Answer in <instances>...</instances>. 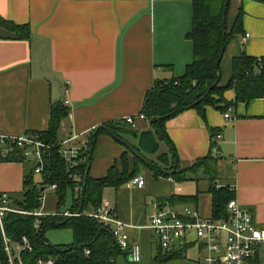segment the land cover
Instances as JSON below:
<instances>
[{"label": "crops", "instance_id": "1", "mask_svg": "<svg viewBox=\"0 0 264 264\" xmlns=\"http://www.w3.org/2000/svg\"><path fill=\"white\" fill-rule=\"evenodd\" d=\"M192 2L0 0L1 18L30 29L29 40L10 39L7 32H0V135L46 130L50 105L65 100L69 115L61 122L59 140L73 146H80L104 124L140 114L144 96L155 82L182 76L192 62V43L186 38L191 29ZM240 9L241 32L228 41L221 58V85L228 83L231 61L240 53L264 57V4L231 1L229 26ZM244 35L249 37L243 44ZM224 98L233 102V91L227 90ZM229 109L231 120L223 117L227 111L205 107L204 121L189 109L165 123L177 158L171 174L176 167H192L211 151L216 160V188L232 190L233 199L264 228V100L238 103ZM137 128L147 129L146 122H137ZM217 134L221 140L212 143ZM123 139V143L116 141L105 131L97 134L91 178L103 177L128 145H136L131 136ZM166 151L161 146L159 153ZM1 158L0 193L19 197L33 162H3ZM146 158L156 162V156ZM140 176L145 182L142 188L130 183L116 190L106 188L102 201L108 202L120 221L134 227L129 235L141 248L142 262L144 257L151 261L157 249L152 234L143 228L154 200L197 194L195 201L175 207L188 205L208 216L211 197L203 169L192 176L193 180L180 184L168 176L154 178L146 167ZM34 182L39 187L40 180ZM52 193L48 187L42 189L40 210L45 214L56 211L43 208ZM128 263L129 259H117V264Z\"/></svg>", "mask_w": 264, "mask_h": 264}, {"label": "trees", "instance_id": "2", "mask_svg": "<svg viewBox=\"0 0 264 264\" xmlns=\"http://www.w3.org/2000/svg\"><path fill=\"white\" fill-rule=\"evenodd\" d=\"M228 0H193L191 29L186 38L192 43V62L188 64L182 76L165 81H157L144 96L141 114L144 115L147 129H132L124 120L107 123L90 133L87 150L76 160V165L67 170V162L59 153V129L61 122L69 115V110L62 102L49 107L47 128L36 132L40 140L48 146L42 149V171L39 187L33 176L35 165L23 182V191L19 197H10L11 207L18 211L33 213L41 207L42 189L56 186L53 191L56 197L54 216H34L32 214L7 213L3 220L4 233L13 242H19L25 237L32 250L20 254L22 264H36L38 259L46 261L53 259L55 264H117L120 257L128 259L127 252L120 250L112 238L110 228L99 224L89 216L87 209L97 210L103 199L106 188L118 189L140 175L143 167L148 168L154 178L171 177L176 183L193 180L192 176L198 170H204L209 183L208 193L211 197V212L213 218L226 216V205L234 198V192L229 188H216V160L211 151L203 159L185 170L176 167V153L165 131V123L183 111L193 109L204 121V108L211 107L220 112H226L238 103H249L255 99L264 100V57L253 58L244 52L231 61V75L227 84L221 85V54L222 46L226 47L234 35L241 32L243 12L240 9L231 26L228 24L230 3ZM264 4V0H252ZM225 19V27L222 19ZM0 28L8 33V38L29 40L30 29L27 25H17L0 17ZM260 59V62L257 60ZM217 78L218 82L215 84ZM215 84V85H214ZM212 86V89H208ZM234 93L233 102L224 98L227 90ZM207 95L205 96V94ZM198 102L194 107L191 105ZM154 121L149 124L150 120ZM116 141L124 140L123 136H131L136 145H128L119 159L115 161L101 178H91L89 174L92 151L96 137L102 128ZM96 131V132H95ZM167 151L159 153L160 147ZM146 156H156V162ZM18 151L1 158L3 162L21 161ZM79 190H75V188ZM84 188V190H83ZM72 192V202L66 211L60 210L64 205L65 193ZM192 197H171L173 206L190 203L197 199ZM68 212L69 216L61 215ZM60 214V215H59ZM53 229H67L71 232L72 242L66 245L51 244L46 239V233ZM183 251L166 253L156 249L150 264H166L169 261L181 259ZM86 252H88L86 254ZM6 254L3 249L0 233V264H6Z\"/></svg>", "mask_w": 264, "mask_h": 264}, {"label": "built area", "instance_id": "3", "mask_svg": "<svg viewBox=\"0 0 264 264\" xmlns=\"http://www.w3.org/2000/svg\"><path fill=\"white\" fill-rule=\"evenodd\" d=\"M248 35L242 38L243 44ZM261 60L258 59L257 62ZM62 104L68 106V101ZM231 109L223 115L231 120ZM143 114L125 118L126 123L137 129V122L144 121ZM90 134L80 146L60 143L59 153L67 162V170L76 165V160L87 150ZM221 135L217 134L211 142H219ZM42 149H48L38 133L28 132L18 136L0 135V156L6 157L12 152L18 151L21 158L31 159L35 165L34 173L40 175L42 171ZM213 151L216 148L213 147ZM130 184L137 188L144 186L142 176L133 178ZM54 191L56 186L48 187ZM79 190V188H75ZM43 197L40 199L42 204ZM41 208V207H40ZM33 213L18 211L11 207L10 196L7 193H0V233L2 236L3 249L6 254V264H22L20 254L23 251L30 252L32 247L29 241L23 237L19 242H13L4 233L3 220L7 213L32 214L34 216H47L57 214H45L40 210ZM60 215V214H59ZM69 216V213H62ZM99 224L109 227L116 246L127 252L131 263L141 262L142 252L139 244L132 240L129 230L133 226L120 221L115 211L108 202L102 201L100 207L89 213ZM150 231L156 247L162 252L173 253L182 250H196L201 253L198 264H264V228L258 227L251 215V212L241 206L237 200L232 199L226 205V216L216 219L211 215L202 216L195 208L184 205L177 208L170 204L169 200H154L152 212L149 215L148 223L143 227ZM88 252H86L87 254ZM36 264H55L53 259L46 261L38 259Z\"/></svg>", "mask_w": 264, "mask_h": 264}, {"label": "rangeland", "instance_id": "4", "mask_svg": "<svg viewBox=\"0 0 264 264\" xmlns=\"http://www.w3.org/2000/svg\"><path fill=\"white\" fill-rule=\"evenodd\" d=\"M0 32H2V34L5 33L4 30H1ZM33 179L35 181H38L40 180V176L37 174H34ZM71 202H72V192L70 190H67L65 193L64 205L61 206L60 210L63 211V210L69 209V207L71 206ZM44 207L48 212L55 211L56 197L53 193L47 196V198L45 199L43 208ZM87 211L91 212V209L88 208ZM45 236L50 241L51 244L52 243L54 244L64 243L65 244V243L72 242L71 232L67 229L49 230ZM181 256H182L181 259L169 261L166 264H198V260L201 256V253L197 252L196 250L189 249L187 251H183ZM128 264H133V263H128ZM139 264H150V260L147 257L146 258L144 257L142 262Z\"/></svg>", "mask_w": 264, "mask_h": 264}, {"label": "water", "instance_id": "5", "mask_svg": "<svg viewBox=\"0 0 264 264\" xmlns=\"http://www.w3.org/2000/svg\"><path fill=\"white\" fill-rule=\"evenodd\" d=\"M227 3H228V0H225V5H227ZM222 25H223V27H225V19H224V18L222 19ZM224 49H225V47L222 46V48H221V54H220V56H219V59H218V61H217V64H219V62H220V60H221V58H222V55H223ZM218 80H219V79L217 78L215 84L218 82ZM215 84H214V85H215ZM211 89H212V86L208 89V91H210ZM206 95H207V93L205 94V96H206ZM197 103H198V102H196L195 104L191 105L190 108L194 107V105H196ZM153 121H154V119L150 120L149 124H151ZM102 130L108 133L107 128L103 127ZM120 142H122V141H120ZM122 143H123V142H122ZM83 190H84V188H83Z\"/></svg>", "mask_w": 264, "mask_h": 264}]
</instances>
